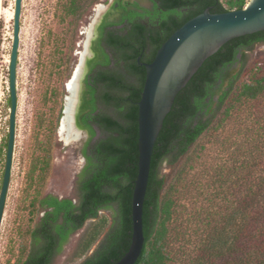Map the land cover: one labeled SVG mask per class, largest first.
Masks as SVG:
<instances>
[{"label":"trees","instance_id":"1","mask_svg":"<svg viewBox=\"0 0 264 264\" xmlns=\"http://www.w3.org/2000/svg\"><path fill=\"white\" fill-rule=\"evenodd\" d=\"M99 1L94 0L91 5ZM249 2L228 0L225 6L221 0H157L151 22H134L127 36L113 32L105 35L107 26H103L100 43L105 42L111 53V57L106 56V65L116 62L120 67L125 63L130 76L105 71L93 80L92 76L87 79L91 100L81 121L91 139L83 151L87 164L78 181V203L72 198L42 196L41 189L52 168L53 144L50 138L40 140L39 132L40 153L33 159L27 177L28 188L33 191L29 211L34 225L23 236L15 264H54L71 236L89 221L98 219L103 208L116 210L115 223L94 255L82 264H115L125 256L132 242L133 194L139 172V102L146 79V68L141 63H152L172 34L205 10L226 13L244 9ZM83 9L80 0H69L63 6V15L65 19L78 17ZM262 44L264 31L229 41L206 60L177 96L154 149L144 212L146 242L137 264L173 261L170 241L176 202L170 190L164 192L162 164L169 158L177 162L185 156L210 130L222 110L225 118H230L237 105L264 95L262 70L256 69L248 82L241 80L249 52ZM237 62L242 64L241 71L226 85L229 71ZM254 121L256 125L247 128L251 132L249 141L254 144L247 152L250 162L242 164L239 195L234 200L225 198L221 225L209 224V234L192 264H264V172L254 180L253 167L247 166L254 163L258 168L264 163V123ZM45 125L46 120L41 117L40 130ZM98 131L102 138L94 141ZM107 225L108 220L103 218L85 232L78 246L79 256L89 253Z\"/></svg>","mask_w":264,"mask_h":264},{"label":"rangeland","instance_id":"2","mask_svg":"<svg viewBox=\"0 0 264 264\" xmlns=\"http://www.w3.org/2000/svg\"><path fill=\"white\" fill-rule=\"evenodd\" d=\"M68 1L23 0L17 68L16 142L0 231V264L16 263L24 243L23 236L34 225L29 211L33 191L28 188L27 177L33 159L40 153L37 150L39 132L40 140L50 138L53 144L52 168L41 189L42 196L78 200V181L87 164L83 151L91 133L84 128L85 134L80 140L69 144L63 141L59 129L67 96L66 85L73 78L81 53L86 52L89 44L87 32L98 10L102 8L108 14L116 0H101L95 5H91L94 0H80L84 4L82 15L65 19L63 6ZM221 1L227 6L228 0ZM15 6L16 0H1L0 3V148H3V155L0 156V194L10 132V61ZM256 69L264 73V44L249 52L242 82L250 81ZM237 71L234 67L229 74L232 76ZM41 117L46 120L43 130L39 128ZM254 120L264 123V95L256 101L237 105L230 118H225V111L222 110L210 130L185 156L177 162L169 158L162 164L164 192L170 190L176 202L171 226V264L193 263L209 234V224L221 225L225 198L234 200L233 197L239 195L242 164L250 162L247 152L254 144L249 141L251 132L247 128L256 125ZM101 138L102 133L98 131L94 141ZM247 166L253 167L254 180L264 172V163L258 168L254 163ZM115 216L116 210H109L101 212L98 219L89 221L71 236L54 264H82L93 256L114 225ZM103 218L108 220V225L99 240L86 256H79L78 246L83 235Z\"/></svg>","mask_w":264,"mask_h":264},{"label":"water","instance_id":"3","mask_svg":"<svg viewBox=\"0 0 264 264\" xmlns=\"http://www.w3.org/2000/svg\"><path fill=\"white\" fill-rule=\"evenodd\" d=\"M23 0H16L14 16V40L10 61L11 116L6 166L0 194V231L3 224L7 196L10 188L16 142V120L18 109L17 68L19 60L21 14ZM90 42L93 55L87 59V72L81 81L79 104L75 110V123L84 131L80 115L84 110L87 95L85 80L91 66L98 60L99 53L94 42ZM264 31V0H250L241 10L226 13H211V9L189 20L179 28L158 50L152 63L146 64V79L142 98L139 102V172L133 194V235L125 256L115 264H137L141 258L146 237L144 212L149 188L154 149L164 127L165 119L171 112L179 93L188 85L193 76L211 56L229 41ZM72 80V79H71ZM71 82V81H70ZM69 82V83H70ZM69 83L59 133L67 121L69 97L72 96Z\"/></svg>","mask_w":264,"mask_h":264},{"label":"flooded vegetation","instance_id":"4","mask_svg":"<svg viewBox=\"0 0 264 264\" xmlns=\"http://www.w3.org/2000/svg\"><path fill=\"white\" fill-rule=\"evenodd\" d=\"M157 0H116L114 5L108 14H105L103 20L98 27V34L96 40L94 42L95 50L99 53L98 60L91 66L90 71L86 77L85 85L87 89V95L84 99V112L80 115L79 121L82 124V117L88 112V102L91 100V95L87 88V79L89 76H92V80L98 75L100 72H120L126 78L129 75V72L126 68L125 63H122L120 67L117 66L116 62H112L109 65H106L107 59L106 56L111 57V53L105 47V42L103 44L100 43V40L104 38L102 28L103 26H107L104 30L105 35L109 33H115L120 36H127L129 34V30L132 25L135 23L140 24H149L151 22V17L156 13ZM134 15V17H132ZM136 15V16H135ZM133 20V21H132ZM263 45V44H262ZM240 59V55H238ZM143 66L146 65L141 63ZM149 64V63H147ZM234 67L238 69V71L232 76L228 74L226 79V85H228L229 81L235 78L241 71L242 64L237 62ZM83 125V124H82ZM85 128V126L83 125ZM78 203V200L75 201ZM114 210L110 208H103L100 210L101 212ZM95 220V219H94Z\"/></svg>","mask_w":264,"mask_h":264},{"label":"bare ground","instance_id":"5","mask_svg":"<svg viewBox=\"0 0 264 264\" xmlns=\"http://www.w3.org/2000/svg\"><path fill=\"white\" fill-rule=\"evenodd\" d=\"M1 13L2 9L0 7V14ZM104 15V10L100 8L98 10L96 19L94 20L93 24L91 25V28L87 32L89 44L86 46V52L81 53L80 62L77 66V69L75 70L71 82L69 83V89L72 96L69 97L70 101L68 106V115L66 119L67 121L64 122V127L62 129L63 132H61V137L66 144L80 140L84 137L85 134V132L81 130L75 123V110L79 104L81 81L83 80L87 72L86 62L87 59L93 55V51L90 49V42L95 38V27L99 24Z\"/></svg>","mask_w":264,"mask_h":264}]
</instances>
